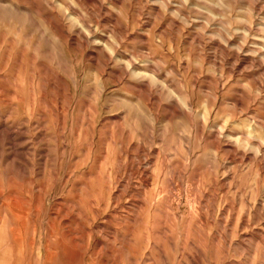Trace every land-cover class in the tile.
Returning <instances> with one entry per match:
<instances>
[{"label": "rangeland", "instance_id": "rangeland-1", "mask_svg": "<svg viewBox=\"0 0 264 264\" xmlns=\"http://www.w3.org/2000/svg\"><path fill=\"white\" fill-rule=\"evenodd\" d=\"M0 264H264V0H0Z\"/></svg>", "mask_w": 264, "mask_h": 264}, {"label": "bare ground", "instance_id": "bare-ground-1", "mask_svg": "<svg viewBox=\"0 0 264 264\" xmlns=\"http://www.w3.org/2000/svg\"><path fill=\"white\" fill-rule=\"evenodd\" d=\"M13 196V195H12ZM22 202V201H21Z\"/></svg>", "mask_w": 264, "mask_h": 264}]
</instances>
